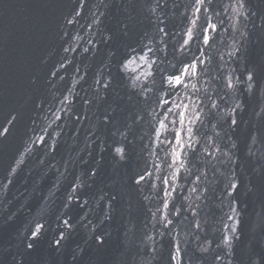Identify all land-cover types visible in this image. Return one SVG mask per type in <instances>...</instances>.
<instances>
[{
    "label": "water",
    "instance_id": "95a60500",
    "mask_svg": "<svg viewBox=\"0 0 264 264\" xmlns=\"http://www.w3.org/2000/svg\"><path fill=\"white\" fill-rule=\"evenodd\" d=\"M0 264H264V0H0Z\"/></svg>",
    "mask_w": 264,
    "mask_h": 264
},
{
    "label": "snow or ice",
    "instance_id": "6c2138e0",
    "mask_svg": "<svg viewBox=\"0 0 264 264\" xmlns=\"http://www.w3.org/2000/svg\"><path fill=\"white\" fill-rule=\"evenodd\" d=\"M239 3L242 4L243 0H239ZM203 4H204V0H197V5H203ZM196 11L199 12L200 8L197 7ZM193 23H195V21H193ZM209 28L212 29V30H215L216 25L210 24ZM206 31H207V29H206ZM187 36H188L189 39L184 41L185 44H187L189 42V40L193 38V33L191 32V30L188 31ZM208 40H209V37L207 35H205L204 42L208 43ZM149 51H151V49ZM203 63H204V61L200 60V64H203ZM197 67L198 66H197V64L195 62H193L192 64H189V65H186L185 68L183 70H181V72L178 75H174V76L168 77L167 81H166L167 84L169 86H181V85H184L185 77L195 76ZM249 79L251 80L252 77L249 76ZM193 90H195V86L194 85H193ZM162 103L167 104V103H169V101L163 100ZM233 123H235V121H233ZM177 139H179V137H177ZM117 151L120 152L121 150L117 149ZM177 156H179V153H177ZM143 179H144V176H140L139 180H143ZM139 180L137 181V183H139ZM166 195H167V193H166ZM33 234L35 235L36 233H33ZM29 247H31V245H29Z\"/></svg>",
    "mask_w": 264,
    "mask_h": 264
}]
</instances>
